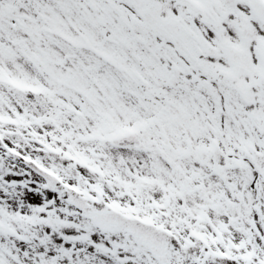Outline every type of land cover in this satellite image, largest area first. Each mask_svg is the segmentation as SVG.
Here are the masks:
<instances>
[{"label":"snow or ice","instance_id":"snow-or-ice-1","mask_svg":"<svg viewBox=\"0 0 264 264\" xmlns=\"http://www.w3.org/2000/svg\"><path fill=\"white\" fill-rule=\"evenodd\" d=\"M0 264H264V0H0Z\"/></svg>","mask_w":264,"mask_h":264}]
</instances>
